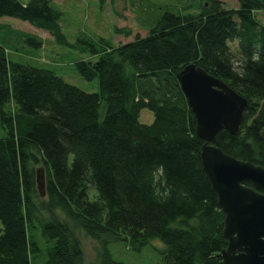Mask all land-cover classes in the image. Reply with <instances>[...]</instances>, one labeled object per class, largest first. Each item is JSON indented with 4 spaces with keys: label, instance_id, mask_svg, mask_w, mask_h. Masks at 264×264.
<instances>
[{
    "label": "trees",
    "instance_id": "1",
    "mask_svg": "<svg viewBox=\"0 0 264 264\" xmlns=\"http://www.w3.org/2000/svg\"><path fill=\"white\" fill-rule=\"evenodd\" d=\"M236 1L164 10L145 35L118 45L79 32L75 43L91 58L71 65L94 91L13 61L0 44V264H84L83 236L96 242L88 264H124L110 243L140 252L152 240L164 244L161 264H222L223 214L176 74L195 64L247 100L238 131H220L215 145L264 167V0ZM53 2L0 0V20L75 49ZM18 32L39 50L41 40Z\"/></svg>",
    "mask_w": 264,
    "mask_h": 264
},
{
    "label": "water",
    "instance_id": "2",
    "mask_svg": "<svg viewBox=\"0 0 264 264\" xmlns=\"http://www.w3.org/2000/svg\"><path fill=\"white\" fill-rule=\"evenodd\" d=\"M176 78L195 117L196 134L204 142L201 166L223 213L222 264H264V167L239 160L215 145L220 131H238L247 100L195 64L184 66ZM35 185L43 197L42 168L35 170Z\"/></svg>",
    "mask_w": 264,
    "mask_h": 264
},
{
    "label": "rangeland",
    "instance_id": "3",
    "mask_svg": "<svg viewBox=\"0 0 264 264\" xmlns=\"http://www.w3.org/2000/svg\"><path fill=\"white\" fill-rule=\"evenodd\" d=\"M219 1L229 8L237 6L236 0ZM53 4L62 12L63 34L70 45H75V49L58 45L51 34L45 31L23 30L24 28L13 19L0 20V44L8 48L11 60L54 70L66 82L86 91H94L95 88L75 73L71 65L79 59L91 58L89 53L75 43L79 32L85 33L83 40L104 37L118 45L131 41L136 35H145L164 10L172 8L175 12H181L186 8V13H190L189 11L193 12L197 8L194 0H108L102 5L98 0H54ZM120 29L128 30L129 33H119ZM18 30L41 40L39 50L27 47L23 43L24 34H20ZM20 46H23L22 52H16L14 49ZM57 62L60 64L58 67L55 66ZM148 113L141 112L142 122L147 123L149 119L151 121V115L149 117ZM79 239L77 247L83 251L84 264H88L93 260L96 242L86 236ZM108 248L112 256L124 264H161L160 252L164 244L160 240H152L150 245L140 252L132 251L121 243H110Z\"/></svg>",
    "mask_w": 264,
    "mask_h": 264
},
{
    "label": "bare ground",
    "instance_id": "4",
    "mask_svg": "<svg viewBox=\"0 0 264 264\" xmlns=\"http://www.w3.org/2000/svg\"><path fill=\"white\" fill-rule=\"evenodd\" d=\"M209 75H210V74H209ZM211 76H212V75H211ZM212 77H213V76H212ZM213 78H215V77H213ZM215 79H217V78H215ZM220 81H221V80H220ZM223 83H224V82H223ZM37 168H42V169H43V166H41V165H37L36 168H35V170H36ZM143 249H144V248H143ZM143 249H142V250H143ZM132 251H133V250H132Z\"/></svg>",
    "mask_w": 264,
    "mask_h": 264
}]
</instances>
